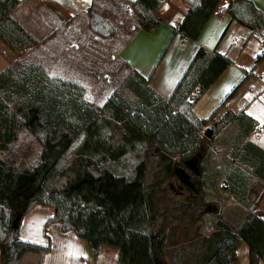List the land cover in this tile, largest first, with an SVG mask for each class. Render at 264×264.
<instances>
[{
    "label": "trees",
    "instance_id": "16d2710c",
    "mask_svg": "<svg viewBox=\"0 0 264 264\" xmlns=\"http://www.w3.org/2000/svg\"><path fill=\"white\" fill-rule=\"evenodd\" d=\"M24 1V0H23ZM166 0H130L141 28L152 31L164 18L158 14ZM187 13L179 26L184 38L195 39L219 0H182ZM23 2L0 0V39L21 55L38 42L13 11ZM227 13L264 37V13L251 0H228ZM88 26L109 37L113 27L91 13ZM204 64L196 72L195 65ZM221 54L199 48L189 67L165 100L136 71L129 72L102 105L83 97V87L49 76L37 63L8 66L0 71V264H20L28 252L40 264L50 241L38 244L18 236L23 216L35 205L53 208L46 224L57 221L84 240L96 259L101 244L118 248L116 264H235L241 242L248 246V264L264 257V221L248 212L233 230L221 219L210 236L194 235L186 247L167 248L163 213L155 208L156 193L171 175L187 172L195 194L189 208L194 220L210 212L204 201L207 143L237 117L226 111L208 130L192 107L229 65ZM121 87V88H120ZM135 98L134 108L122 90ZM230 95V94H229ZM26 129L39 143L36 165L18 169L2 154ZM161 218V221L159 219ZM188 240V239H187Z\"/></svg>",
    "mask_w": 264,
    "mask_h": 264
},
{
    "label": "crops",
    "instance_id": "0c3cea01",
    "mask_svg": "<svg viewBox=\"0 0 264 264\" xmlns=\"http://www.w3.org/2000/svg\"><path fill=\"white\" fill-rule=\"evenodd\" d=\"M20 1L23 3L13 11V17L25 25L30 24L33 27L28 28L30 33L34 34V30L38 29L39 32L42 31V35L37 38V43L27 47L19 56L0 39V49H4L8 57L7 61L0 63V71L15 61L24 63L21 59L28 49L43 41L44 48H99L97 50L104 53L99 58L103 57L105 63L111 64L117 59L123 67L124 76L136 71L147 79L148 86L156 94L167 100L199 48L206 50L208 55L221 54L227 57L229 65L192 107L199 119L211 117L206 124L208 128L226 111L237 115L226 129L218 132L207 143L210 152L207 169L203 174V197L204 201L214 206L210 212L194 220V215L199 210L188 206L195 194L193 181L187 172L171 175L167 182L169 212L168 215H163V221H167V248L176 251L180 246L186 247L190 238L196 234L210 236L217 230L219 219L230 230L248 212L264 221V51L260 48L264 37L249 36L248 27L231 19L226 11L228 0H219L195 39L184 38L179 31L189 7L182 0H167L162 3L158 14L165 22L152 31L141 28L136 17L124 13V6H116L115 0ZM251 1L264 13V0ZM221 8L225 11L221 12ZM88 9L110 23L114 29L111 36L101 37L89 28ZM45 10L51 15H57L59 22L67 29L64 39L58 40L53 47L48 43L56 37L58 28L46 22ZM34 22L35 25H32ZM236 35L243 40L240 47L233 46L238 44L237 37L232 38ZM248 42L250 46L246 48ZM258 43H261L260 46ZM203 64L201 60L195 65L196 72ZM42 67L49 76L67 79L82 86V82L75 81L58 70L55 72L48 65L44 64ZM108 94L101 99V103L95 105H102L109 97ZM83 97L86 101L95 103L85 90ZM38 150L40 154V146ZM37 162L38 160L34 165ZM165 193L166 186L156 196L158 201L155 208H158L159 214L162 213L160 199H165ZM52 214V207L35 204L23 216L19 226L18 236L21 240L38 244L50 241V249L45 252L40 264H116L117 247L101 244L94 260L88 244L72 230L62 231L57 221L45 225L46 219ZM159 219L161 221L160 216ZM248 253L247 244L241 242L236 249L235 264H248ZM161 261L163 264L170 263L167 254ZM259 264H264V257Z\"/></svg>",
    "mask_w": 264,
    "mask_h": 264
},
{
    "label": "rangeland",
    "instance_id": "374dc122",
    "mask_svg": "<svg viewBox=\"0 0 264 264\" xmlns=\"http://www.w3.org/2000/svg\"><path fill=\"white\" fill-rule=\"evenodd\" d=\"M104 0H100L102 2ZM167 1V0H166ZM124 7H122L121 5ZM116 6H121L122 11L126 14H130L131 16L134 15V10L131 5L130 0H115ZM127 9V10H126ZM33 10L35 8L33 7ZM46 11V10H45ZM45 14V12H44ZM136 17V16H135ZM137 19V18H136ZM46 22L53 25L54 27L58 28V34L55 38L49 41L50 46H54L58 40L64 39L65 31L67 30L64 28L63 24L59 22V18L57 15H51L46 11ZM35 25V22L34 24ZM24 26L27 30L31 26L27 24ZM31 28H33L31 26ZM42 31L34 30L33 36L35 38L41 37ZM63 36V38H61ZM236 38L238 40V44L233 46L241 45L242 41L239 35L232 36V38ZM84 39H82L83 41ZM54 43V44H53ZM261 43H258L260 46ZM249 42L246 44V48H248ZM97 49L99 48H44V41L38 44V46L34 48H29L28 51L25 53V57L20 61H15L11 66L21 67V65L33 62L44 66V64L48 67H52V69L58 70L59 73L64 75H69V78L74 79L75 81L82 82V86L87 93L88 97H91L94 105L96 103H101V99L107 95L110 90L117 89L123 78L125 77V72L123 67L121 66L120 62L116 60V62H108L105 63V59L99 58L104 53H101ZM106 49V48H104ZM114 50V48H112ZM100 54V55H97ZM114 54V53H113ZM25 58V59H24ZM8 60L7 54L4 49H0V63L5 62ZM113 61V60H112ZM4 67V66H2ZM57 68V69H56ZM1 69V68H0ZM121 88V87H120ZM112 90V91H113ZM111 91V92H112ZM125 97L129 100L130 105L134 108L135 98L130 93V91L122 90ZM109 95V94H108ZM38 142L31 134L24 128L19 130L17 138L14 142H12L11 146L9 147L8 151L3 153V156H6L11 163L16 166L18 169H28L34 166V163L38 160L39 156V146L36 145ZM39 144V143H38ZM208 146V145H207ZM169 180V179H168ZM168 182V181H167ZM167 182L164 183L163 189L166 186V196L165 199L161 197V205L160 210L164 215H168L169 206H168V186ZM162 189V190H163ZM161 190V191H162ZM158 191L156 196L159 195ZM158 198H156L157 204ZM159 207V205H158ZM157 212L158 208L156 207ZM30 256H34L30 258ZM37 254L28 252L23 255V259L20 264H35L37 261Z\"/></svg>",
    "mask_w": 264,
    "mask_h": 264
},
{
    "label": "water",
    "instance_id": "95a60500",
    "mask_svg": "<svg viewBox=\"0 0 264 264\" xmlns=\"http://www.w3.org/2000/svg\"><path fill=\"white\" fill-rule=\"evenodd\" d=\"M204 135H205V137H207V138H210V137H211V130H210V128H208V130H206V131L204 132Z\"/></svg>",
    "mask_w": 264,
    "mask_h": 264
},
{
    "label": "built area",
    "instance_id": "2783aa9c",
    "mask_svg": "<svg viewBox=\"0 0 264 264\" xmlns=\"http://www.w3.org/2000/svg\"><path fill=\"white\" fill-rule=\"evenodd\" d=\"M224 11H225V9L221 8V12H224ZM233 41H235V40H233ZM260 48L262 51H264V39L262 40V44H261Z\"/></svg>",
    "mask_w": 264,
    "mask_h": 264
},
{
    "label": "snow or ice",
    "instance_id": "6c2138e0",
    "mask_svg": "<svg viewBox=\"0 0 264 264\" xmlns=\"http://www.w3.org/2000/svg\"><path fill=\"white\" fill-rule=\"evenodd\" d=\"M229 87H230V86H229ZM227 90H228V88L225 89V91H227Z\"/></svg>",
    "mask_w": 264,
    "mask_h": 264
}]
</instances>
